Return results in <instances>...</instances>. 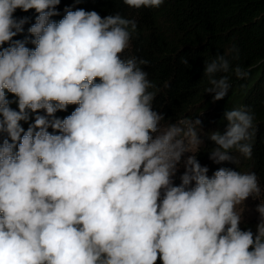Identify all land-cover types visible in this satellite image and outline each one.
<instances>
[{"label":"clouds","instance_id":"9594fccd","mask_svg":"<svg viewBox=\"0 0 264 264\" xmlns=\"http://www.w3.org/2000/svg\"><path fill=\"white\" fill-rule=\"evenodd\" d=\"M60 4L0 0V264H264L256 173L221 167L209 176L196 155L202 121L162 125L148 61L124 55L137 20L66 8L57 21ZM18 9L38 13L31 39H14L29 20ZM230 71L247 79L251 67H232L227 54L205 62L214 101L228 95L229 76L218 74ZM69 105L78 106L56 116ZM224 119L223 132L208 133L209 158L251 159L255 114L239 107ZM249 197L260 200L255 232L240 226Z\"/></svg>","mask_w":264,"mask_h":264},{"label":"trees","instance_id":"16d2710c","mask_svg":"<svg viewBox=\"0 0 264 264\" xmlns=\"http://www.w3.org/2000/svg\"><path fill=\"white\" fill-rule=\"evenodd\" d=\"M66 8L95 10L101 16L119 12L135 18L137 32L124 55L148 61L141 67L156 85L152 89L156 91L153 109L164 115L162 125L176 124L186 128L187 122L200 119L206 130L198 131L203 143L196 155L201 164L206 161L204 166L209 168L208 175L221 167L255 172L264 190V0H165L159 8L141 9L129 8L117 0H83L81 3L61 0L57 6L59 15L52 19H62ZM15 15L29 20L24 25V32L14 39H31L28 28L35 23L38 13L35 9L28 12L18 9ZM27 46L35 47L31 43ZM235 50L239 52V59H233ZM218 54H227L232 67L237 64L245 69L251 67V72L247 79H238L232 71L218 74L229 76L231 88L227 96L214 101L212 94L205 92L210 85L204 76V68L205 62H210ZM8 98L16 99L11 93ZM11 106L18 110L16 103ZM77 106L69 105L66 111H58L56 116L64 118ZM239 107H246L255 114L252 158L234 152L236 162L215 163L209 158L213 142L208 133L223 132L228 123L224 119L225 111ZM21 124L27 129L28 122L21 121ZM247 200L250 201L247 208L240 206L244 217L240 226L242 230L251 228L255 232L259 222L256 206L260 200L251 197Z\"/></svg>","mask_w":264,"mask_h":264},{"label":"rangeland","instance_id":"374dc122","mask_svg":"<svg viewBox=\"0 0 264 264\" xmlns=\"http://www.w3.org/2000/svg\"><path fill=\"white\" fill-rule=\"evenodd\" d=\"M200 128L202 129V131L206 130V127H204V125H200ZM200 128L197 127V131H199ZM187 155H188V153L185 154V157H186ZM205 164H206V161H204L201 165L204 166ZM183 171H184V167H183V164L181 163V165L179 166V171L177 172V175H176V177L174 178V181H176V180L181 181L180 176L182 175ZM178 178H179V179H178ZM174 184H175V182H174ZM179 184H180L179 182L176 183V185H179ZM193 184H194V182H193ZM247 202L249 203L250 201H249V200H246V201L242 204L243 207H245V208L248 207V206H247V205H248ZM241 209H242V208H241ZM245 211H249V209H245Z\"/></svg>","mask_w":264,"mask_h":264},{"label":"bare ground","instance_id":"6f19581e","mask_svg":"<svg viewBox=\"0 0 264 264\" xmlns=\"http://www.w3.org/2000/svg\"><path fill=\"white\" fill-rule=\"evenodd\" d=\"M247 99V98H246Z\"/></svg>","mask_w":264,"mask_h":264}]
</instances>
